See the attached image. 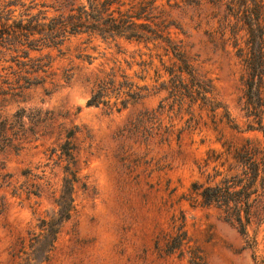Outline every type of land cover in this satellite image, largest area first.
<instances>
[{
	"label": "rangeland",
	"instance_id": "1",
	"mask_svg": "<svg viewBox=\"0 0 264 264\" xmlns=\"http://www.w3.org/2000/svg\"><path fill=\"white\" fill-rule=\"evenodd\" d=\"M42 2L48 0H16L9 8L14 16L24 17L42 9ZM211 11L204 4L172 10L185 29V36H177L183 38L186 50L208 71L217 99L241 131L221 125L223 138L260 137L259 132L246 129L252 119L245 115L248 104L244 72L234 49L228 42L208 38L215 26L209 19ZM138 50L144 51L141 45L124 40L71 36L58 49L41 50L51 60L44 74L28 73V67L18 63L26 58L17 57L15 61L9 54L0 56V114L10 115L24 108L26 117H45V110L55 117L49 126L33 129L35 140L23 142L17 150H0V173L8 174V185H0V264L22 263L13 255L19 242L26 244L27 231L35 218L52 208L61 172L54 163L55 156L47 157L49 148L58 142V124L64 129H78L73 143L77 147L79 181L73 188V211L62 224L48 260L40 264H185V259H179L176 253L166 254L155 243L169 231L170 217L178 216L179 211L190 243L206 264H264V223L247 228L248 237L254 236L257 242L251 248L217 209L191 205L184 199L191 182H204L206 175L213 173L214 165L218 171L223 169L215 161L203 166V159L211 154L209 150H222L209 122L188 126L185 105L180 110L176 105L170 107L165 90L153 89L117 113L106 111L102 105H85V79L109 71L116 77L122 72L138 85H157L152 69L140 71L135 64ZM37 54L29 52V56ZM64 75L70 78L64 81ZM23 78H28L27 82ZM262 87L264 101V78ZM158 104L162 107L156 117L162 128L170 130L166 141L156 136L142 140L117 133L136 113L156 110ZM197 112L193 107L195 116ZM201 114L206 117L204 112ZM24 169L36 175L31 181L40 185L39 197L25 198L23 192L12 194L13 188L25 180L21 174Z\"/></svg>",
	"mask_w": 264,
	"mask_h": 264
},
{
	"label": "trees",
	"instance_id": "2",
	"mask_svg": "<svg viewBox=\"0 0 264 264\" xmlns=\"http://www.w3.org/2000/svg\"><path fill=\"white\" fill-rule=\"evenodd\" d=\"M15 1L0 0V56L9 54L15 61L17 57L26 58L25 62L18 63L27 66L28 73H46L51 60L48 53L42 54L41 50L58 49L66 39L75 35L141 45L144 51H137L139 60L135 64L140 71L152 69L157 85L150 88L145 84L138 85L122 72L116 77L114 72L109 71L85 79L88 84L85 105H102L106 111L117 113L153 89L165 90L170 107L176 105L180 110L185 105L183 109L188 114L185 120L188 126L209 122L211 129L218 134L216 140L222 150L217 153L209 150L211 154L203 159V166L215 161L223 169L218 171L214 165L213 173L207 174L204 182H191L184 199L191 205L217 209L223 219L246 238L248 247L254 248L256 239L248 237L247 228L251 224L258 228L264 223V101L261 96L264 0H48L40 4L42 9L24 17L20 14L14 16L9 8ZM202 4L211 8L209 19L215 24L208 32L209 40L228 42L242 65L247 97L245 104H248L245 115L252 119V124H247L246 129L259 132L260 137L223 138L221 125L241 131L217 99L208 71L186 50L183 38L177 36H185V29L172 10ZM48 10L52 12L50 15L46 14ZM31 51L38 54L29 56ZM85 58L88 57L85 55ZM155 60L157 64H154ZM50 75L47 73L46 76ZM62 78L67 81L70 75ZM27 80L23 78L24 82ZM249 100L253 101L250 103ZM161 107L158 104L156 110L136 113L117 133L142 140L156 136L159 141H166L170 130L162 128L156 117V111ZM193 107L198 110L196 116ZM24 113V108H18L10 115L0 114V150L4 147L17 150L23 142L35 140L33 129L41 125L49 126L55 119L48 110L41 118L26 117ZM57 128L58 142L49 148L47 158L55 156L54 163L60 168L59 188L52 198V208L43 216H37L32 228L27 231L26 244L23 240L19 242L13 254L22 261L18 264L47 261L62 224L74 208L73 188L79 180L77 147L73 138L78 129L76 126L64 129L60 124ZM21 174L25 180L19 187L13 188L12 194L23 192L25 198L30 195L39 197L41 187L31 181L36 175L29 169H24ZM7 178V173H0V185L7 186ZM79 185L84 187L83 182ZM155 243L166 254L176 253L179 259H185V264H206L197 247L190 243L181 211L178 216L171 215L169 231L162 233Z\"/></svg>",
	"mask_w": 264,
	"mask_h": 264
}]
</instances>
